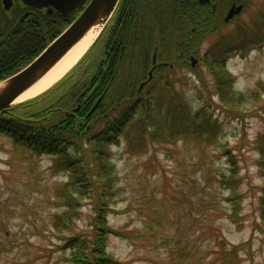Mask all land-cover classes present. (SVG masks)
Listing matches in <instances>:
<instances>
[{"label":"rangeland","instance_id":"rangeland-1","mask_svg":"<svg viewBox=\"0 0 264 264\" xmlns=\"http://www.w3.org/2000/svg\"><path fill=\"white\" fill-rule=\"evenodd\" d=\"M236 26L245 30L241 41L227 25L196 48L193 66L189 58L168 65L172 90L152 82L108 146L118 191L107 214L117 233L108 234L106 251L116 264H222L224 256L264 264V0H251ZM221 36L230 37L216 45ZM220 60L233 78L231 103L205 65ZM198 125L201 139L173 132ZM54 160L0 133V264H71L60 248L70 232L53 226L63 208L54 192L68 172H55ZM76 214L73 231L85 224L88 205Z\"/></svg>","mask_w":264,"mask_h":264},{"label":"trees","instance_id":"trees-1","mask_svg":"<svg viewBox=\"0 0 264 264\" xmlns=\"http://www.w3.org/2000/svg\"><path fill=\"white\" fill-rule=\"evenodd\" d=\"M250 1L247 0V4ZM29 9L32 8L15 2L10 10H5L0 0V80L33 60L76 16L73 13L63 17L38 9L26 13ZM174 14L167 15L164 23V52H176L179 59L187 62L189 56L197 51L194 32L190 30L192 16L187 14L184 18L186 26L176 27ZM119 23L113 17L101 35L104 37L102 43L99 44L97 40L84 57L45 92L0 112V133L26 145L37 154L54 155L52 169L55 172H68L67 181L54 192L56 206L63 208L55 212L53 226L58 231L70 232H64L67 237L64 238V234L61 237L64 243L60 248L68 249L71 264L117 263L106 251L108 234L117 233L108 226L107 214L114 212L112 205L118 191V178L107 149L109 145L119 142V136L138 104H145L144 89L152 82L162 83L163 80L168 83L167 86L165 82L162 83L163 86L169 90L173 88L172 83L163 76L151 78L143 90L138 91L142 82L139 76L148 67V58H145V62L143 60L145 46L137 42L129 62L127 45L133 34L124 27L118 31ZM117 44L125 45L122 58L117 60V54L110 62ZM152 50L149 47L148 54ZM160 54L161 59L166 61L173 58H163L162 49ZM220 61L205 62V65L212 73L220 99L231 103L234 101L231 89L233 78L225 69L224 62ZM100 62L103 63V70ZM180 117L182 123H190L186 113L182 112ZM93 118H96L98 127L92 128ZM85 121L88 123L83 125ZM197 127L193 131L175 129L173 132L177 136L186 134L201 139L205 134H201L199 125ZM82 145H87V149L82 150ZM219 177L221 181H227L224 175ZM83 203L88 205L89 214L81 229L73 231L76 213ZM222 264H230L227 256L222 257Z\"/></svg>","mask_w":264,"mask_h":264},{"label":"flooded vegetation","instance_id":"flooded-vegetation-1","mask_svg":"<svg viewBox=\"0 0 264 264\" xmlns=\"http://www.w3.org/2000/svg\"><path fill=\"white\" fill-rule=\"evenodd\" d=\"M15 2H18V4L20 3L21 6H27L24 5L21 0H13V4ZM246 7L247 0H125L124 2L121 0L113 17L116 19V22L120 21L117 27L118 31H122L124 27L133 34L132 40L129 41L127 45L129 47V62L131 60L132 50L137 47L136 43L142 42L140 45L145 46L143 60L145 62V58H148V67L145 69L144 74L143 71L141 73L143 74L141 81H143L149 76L152 78L153 76H158L159 78L165 76L168 63H171L169 65H176L173 61L179 59L176 52L168 54L164 52L166 57L173 56L166 64L167 61L161 59L160 54V49L165 50L166 48V38L165 35H162L165 20L167 21L166 16L174 14L173 10H175L176 27H179V25L180 27L182 25L186 26L187 24L184 18L187 14L192 16V26L190 30L194 32L196 48H199L204 40H207L210 36L221 34L224 26L232 24L235 28L233 32H235L237 35L236 37L241 41L245 30H243L242 26H236V22L239 20L242 11H244ZM35 10H37V8H32L26 13H33ZM232 10L234 12L229 16ZM237 10L239 11L236 12ZM54 12L55 10L50 12V14ZM178 16L179 21H177ZM145 17L147 18L145 19ZM137 31H139V33ZM135 32L138 34L135 35ZM201 32L204 33L202 34ZM228 37L230 36H221L215 44L222 43L227 40ZM124 46L123 44H117L110 62L114 61V56L117 54V60L122 58L125 49ZM149 47L153 48L150 54H148ZM174 55H176V57H174ZM196 61H194V64ZM171 67H168L169 70L173 69H170ZM100 68L103 70L102 62H100ZM105 70L106 69H104V71ZM142 86H144V84Z\"/></svg>","mask_w":264,"mask_h":264},{"label":"water","instance_id":"water-1","mask_svg":"<svg viewBox=\"0 0 264 264\" xmlns=\"http://www.w3.org/2000/svg\"><path fill=\"white\" fill-rule=\"evenodd\" d=\"M21 1L25 5L31 6L33 8H46L48 13L55 10L56 13L62 16H67L70 13H73L81 8L82 10L78 14V16L32 61H30L26 66H24L11 76L0 81V112L5 111L12 105L23 102L24 100L41 94L42 92L30 98L22 99L19 101L17 100V98L24 91H26L37 80H39L93 26H100V30L98 32V35L96 36L97 38L103 30L104 26L107 24L108 20L111 18L119 2V0H89V2L85 5L88 0ZM2 4L4 9L8 10L11 8L13 0H2ZM238 11L239 10H237L236 12ZM233 12L234 11L232 10L229 16H231ZM85 52L80 56V58L85 54ZM80 58L59 79H61L74 65H76ZM194 61L195 60L193 59L192 63H194ZM58 80H56L54 83H56ZM54 83H52L49 87H51Z\"/></svg>","mask_w":264,"mask_h":264},{"label":"bare ground","instance_id":"bare-ground-1","mask_svg":"<svg viewBox=\"0 0 264 264\" xmlns=\"http://www.w3.org/2000/svg\"><path fill=\"white\" fill-rule=\"evenodd\" d=\"M99 30L100 26H93L89 29L79 41H77L39 80L24 91L17 100L19 101L39 94L58 80L92 44Z\"/></svg>","mask_w":264,"mask_h":264}]
</instances>
